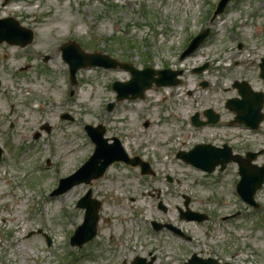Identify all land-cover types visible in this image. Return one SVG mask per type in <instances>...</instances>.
Listing matches in <instances>:
<instances>
[{
  "label": "rangeland",
  "instance_id": "1",
  "mask_svg": "<svg viewBox=\"0 0 264 264\" xmlns=\"http://www.w3.org/2000/svg\"><path fill=\"white\" fill-rule=\"evenodd\" d=\"M217 2L0 0V18L12 17L33 31L25 47L0 44V264H129L135 256L153 258L151 264H183L192 253L218 264H264V181L254 209L235 192V163L205 173L176 157L197 143H227L240 155L264 148V121L257 133L190 122L195 112L203 119L209 107L220 113L224 98L236 95L235 79L264 93L256 68L264 57V0H230L209 21ZM205 28L209 34L196 51L180 59L188 41ZM69 40L87 53L136 68L181 69L180 83L152 86L143 98L117 102L110 83L130 74L92 67L78 70L71 86L59 49ZM203 65V72H193ZM109 102H114L110 112ZM232 116L225 112L221 121ZM85 124L105 126V136L117 137L153 174L115 163L89 185L51 197L58 180L93 150ZM254 162L264 165V153ZM87 188L102 201L96 235L86 245L70 246L83 218L75 204ZM184 196L191 211L208 219H180ZM166 214L190 238L166 229L159 219ZM152 221L161 229L154 231Z\"/></svg>",
  "mask_w": 264,
  "mask_h": 264
},
{
  "label": "water",
  "instance_id": "2",
  "mask_svg": "<svg viewBox=\"0 0 264 264\" xmlns=\"http://www.w3.org/2000/svg\"><path fill=\"white\" fill-rule=\"evenodd\" d=\"M229 0H220L216 10L213 13L214 17L216 14L221 13ZM208 34V29L200 32L194 37L189 46L181 55V58L192 51L202 42L205 36ZM6 40L11 44H19L21 46L26 45L32 40V32L29 29L19 26L18 22L11 17L0 19V42ZM63 51V58L68 63L71 72V78L74 81L75 71L80 67L98 65L103 67H120L128 70L131 73L130 80L126 82L115 81L112 84V88L117 92L116 99L123 98H136L143 97L144 91L151 87L152 83L156 86L161 85H175L179 82L176 78L177 74L181 71L175 72L168 69L154 70L152 68H144L142 70L134 68L129 63H121L105 54L99 53H86L78 44L74 42H68L61 46ZM261 74L260 76L264 79V58L262 59ZM201 70V69H200ZM158 75L154 77V75ZM205 86V83L203 84ZM243 83L239 85L241 94L243 95L244 101L250 103V105L257 104V110L259 111L261 102L258 98V93L253 92L248 86L247 91L243 88ZM260 102V103H259ZM112 103L108 105V109H111ZM206 115L209 122L215 123L217 116L208 109ZM197 114L192 117V121L196 125H203L205 122L197 120ZM238 120L246 121L247 124L257 127L259 118L256 119L255 124L249 123L248 115L241 113L237 109ZM86 129L91 135V139L95 143V150L92 156L73 174L62 179L60 181L58 189L55 193H62L73 185L81 182L89 183L91 179L98 178L103 174L105 168L114 161H126L131 164L137 163V158L129 159L123 151L117 138L113 137V143H108L107 139L103 138L104 128L101 125L92 127L86 126ZM1 154V149H0ZM256 156V153L248 152L246 158L242 159L238 155H231L230 148L224 146L223 148H215L211 145H197L188 152H178L177 157L184 159L186 162L191 163L197 167L205 169L206 171H212L217 164H220V169L225 167V164L229 161H236L239 167L240 181L238 183V191L242 197L250 204L255 205L253 201V194L258 189L264 178V166L258 167L251 164ZM146 172V169H143ZM90 190L79 200L78 206L85 209L84 219L75 230L74 235L71 238L72 244L81 245L83 242L92 238L95 234L96 223L98 220L97 211L100 206V202L90 198ZM187 201L185 206H187ZM183 217L188 219H205L204 215L186 211L182 214ZM131 264H151V261L145 262L144 258L136 257ZM185 264H216L213 259H200L194 255Z\"/></svg>",
  "mask_w": 264,
  "mask_h": 264
},
{
  "label": "bare ground",
  "instance_id": "3",
  "mask_svg": "<svg viewBox=\"0 0 264 264\" xmlns=\"http://www.w3.org/2000/svg\"><path fill=\"white\" fill-rule=\"evenodd\" d=\"M50 27L49 26H47L46 28H44L43 29V32H44V34H45V32H48ZM47 34V33H46ZM44 38L46 37V35H44L43 36ZM88 73V72H87ZM82 97H84V95H80V99L82 98ZM85 98V97H84ZM71 143H69V145H70ZM72 144H75L74 142L72 143ZM159 216V215H158ZM124 217V216H123ZM124 218H126V217H124ZM159 219L162 221V222H164V223H168V224H170V225H173V226H176L177 227V225H176V221H175V218H174V215L173 214H171V215H168V214H166L165 216H161V217H159ZM162 244H164V245H170V243L168 242V241H166V240H161L160 241Z\"/></svg>",
  "mask_w": 264,
  "mask_h": 264
},
{
  "label": "flooded vegetation",
  "instance_id": "4",
  "mask_svg": "<svg viewBox=\"0 0 264 264\" xmlns=\"http://www.w3.org/2000/svg\"><path fill=\"white\" fill-rule=\"evenodd\" d=\"M226 91V90H225ZM233 97H236L235 95H233V96H228V97H226L223 101H222V104H221V108H220V113H219V115H220V117L222 116V114H224L225 112H228V113H230V114H232V112H231V110H229V108H227L226 107V105H225V103H226V100L228 99V98H233ZM263 111H264V105H263ZM222 113V114H221ZM264 113V112H263ZM231 118H229L228 119V121L230 120Z\"/></svg>",
  "mask_w": 264,
  "mask_h": 264
}]
</instances>
